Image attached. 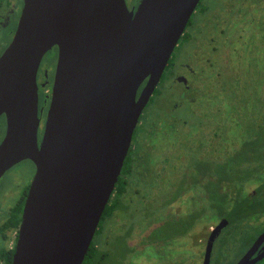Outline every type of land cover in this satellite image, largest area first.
Wrapping results in <instances>:
<instances>
[{"label":"flooded vegetation","instance_id":"obj_1","mask_svg":"<svg viewBox=\"0 0 264 264\" xmlns=\"http://www.w3.org/2000/svg\"><path fill=\"white\" fill-rule=\"evenodd\" d=\"M125 2L128 10L136 13L142 0ZM219 2L223 9L214 14L215 7L208 0L199 1L139 118L124 162L125 172L120 175L122 181L111 196V214H103L93 238L96 256L90 264H102L109 258L111 235L127 247L118 264H187L188 254L192 264L195 256L191 252L195 253L198 245L205 249L203 264H210L224 233L233 238L246 230V251L234 264L245 259L247 264L264 262V257L258 260L264 254V0ZM24 4L25 0H0V57L15 37ZM226 8L232 13L227 15ZM243 17L253 29L243 27ZM58 58L59 48L54 47L42 59L37 73L40 139L52 101ZM219 98L222 105L227 104L229 120L222 128L217 124L193 127L180 120L181 125L166 129L165 118L169 124L176 123L173 114L180 107L211 105ZM150 105H166L163 112L168 117L162 115L148 135L142 117ZM233 127L242 133L239 141L230 135ZM7 129L3 114L0 144ZM170 135L174 142L171 148L155 159L156 140L161 136L169 140ZM140 136H146V146L139 141ZM34 177L14 204L9 200L10 190L0 191V264H8L15 253L20 225L14 229L11 221L20 206L24 210ZM196 200L201 206L194 205ZM239 206L246 209L237 214ZM167 230L171 232L168 236ZM164 246L169 253L160 261L158 250Z\"/></svg>","mask_w":264,"mask_h":264},{"label":"water","instance_id":"obj_2","mask_svg":"<svg viewBox=\"0 0 264 264\" xmlns=\"http://www.w3.org/2000/svg\"><path fill=\"white\" fill-rule=\"evenodd\" d=\"M199 1L142 0L132 13L125 0H25L0 57V116L8 126L0 180L24 161L36 167L11 264H83L139 118ZM54 47L40 139L37 73Z\"/></svg>","mask_w":264,"mask_h":264},{"label":"rangeland","instance_id":"obj_3","mask_svg":"<svg viewBox=\"0 0 264 264\" xmlns=\"http://www.w3.org/2000/svg\"><path fill=\"white\" fill-rule=\"evenodd\" d=\"M210 4L215 7L213 10V13L220 11L223 9L221 6V3L219 0H208ZM229 9L226 8V14L229 15L232 13L231 11H228ZM226 16V15H225ZM229 18V17H228ZM239 20V18H235ZM246 18H242L241 21L243 22V27L246 29L254 28L252 26H248L245 24ZM259 21L256 19V24ZM237 23V22H236ZM235 23V24H236ZM241 22L239 21V24ZM213 61V60H212ZM214 84H210V86H213ZM163 94H167V91H164ZM156 102L159 104L161 103L160 100H156ZM222 100L214 99L212 101L211 105H184L183 107H180V109L173 114V117L177 119L176 123H170L169 120L165 118L164 121H166L164 124L167 126L166 129H173L177 126L181 125L180 120L183 122L190 123L193 125V127H199L200 124L206 125H214L217 124L220 128L223 127V123L228 122V111H227V104L222 105ZM166 105H150L142 117V121H144V130L148 131V135L152 133L153 129L156 128L157 121L162 115H166L163 111H166ZM168 117V115H166ZM173 120V119H172ZM163 121V122H164ZM163 124V123H162ZM218 133V129H216L213 134L215 135ZM230 135L233 136L237 141H239L240 136L242 133L238 129V127L234 128L230 131ZM146 136H140L139 141L147 145L146 142ZM169 140H166L165 136H161L156 140V148L158 147L157 154L155 155V159H158L163 153L168 151L171 148V145L174 143L173 136L170 135ZM142 152V155H146V150ZM148 153V152H147ZM166 156V154H165ZM35 166L31 161H25L11 169L8 173L5 174V176L0 180V191L3 192L5 190H10V202L12 201L13 204L18 200L21 191L23 188L27 187L30 181L33 179L35 175ZM19 191V192H18ZM190 194V193H189ZM8 200V202H9ZM197 204V205H195ZM194 205L196 207L201 206L200 202L198 200L195 201ZM246 209V207H245ZM243 206H239L236 210L237 214H240L245 211ZM215 217H212L213 219ZM206 220V216H205ZM170 230H167L166 235H170ZM247 234H249V231L246 230V232H242L241 234H237L233 236L235 238L233 240L232 236L229 234H223V236L217 241L215 245V249L213 251L212 258L210 260V264H234L235 261L242 257L243 253L246 251V246L248 245V239ZM173 235V234H172ZM198 238V237H197ZM116 247V248H115ZM108 249L111 252V255L109 258L105 259L102 264H118L119 259H123L125 253L127 252V247L125 245V242H117L113 235L109 238L108 243ZM115 249V250H114ZM173 250V249H172ZM170 251L174 252V251ZM156 250H150V253H154ZM169 251L167 248L161 247L158 250L157 257L160 261H164L162 258L163 254H168ZM205 249L204 247L201 248L200 245H198L197 251L195 250V253L191 252L195 256V259L192 261V264H203V258L205 256ZM121 261V260H120ZM183 262L185 260H182ZM186 263L189 264V254L187 255ZM261 264H264L261 263Z\"/></svg>","mask_w":264,"mask_h":264},{"label":"trees","instance_id":"obj_4","mask_svg":"<svg viewBox=\"0 0 264 264\" xmlns=\"http://www.w3.org/2000/svg\"><path fill=\"white\" fill-rule=\"evenodd\" d=\"M124 172H125V166H124V169H123L122 173H124ZM121 181H122V177H120V179H119V182L117 184V188L119 187ZM109 202L110 203L108 204V206L106 207V210L104 211V217L111 214L110 213L111 212L110 205L113 203V198H111ZM22 211H23V206H20L17 209L16 213H15V217L11 221L12 227L14 229H17L19 227L20 223H21ZM95 256H96V249H95V243L93 242L92 245H91V248L89 250V253H88L87 257H86V260H85L84 264L92 263L93 259L95 258ZM11 260L12 259L9 258L8 264H11Z\"/></svg>","mask_w":264,"mask_h":264}]
</instances>
